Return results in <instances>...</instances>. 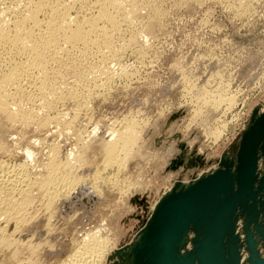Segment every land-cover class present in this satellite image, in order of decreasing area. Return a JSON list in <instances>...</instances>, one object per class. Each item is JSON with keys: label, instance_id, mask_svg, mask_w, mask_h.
<instances>
[{"label": "rangeland", "instance_id": "obj_1", "mask_svg": "<svg viewBox=\"0 0 264 264\" xmlns=\"http://www.w3.org/2000/svg\"><path fill=\"white\" fill-rule=\"evenodd\" d=\"M156 4L164 17L161 19L163 28L156 35H141L139 44L145 46L147 54L138 56L132 51L124 53L119 64H113L116 78L114 77L112 84L106 85L102 80L99 88L96 86L93 91V97L87 98V102L85 100L82 109H78L79 105L72 97L66 98L61 106L58 105V110H63L58 112L68 114L67 120L79 117L76 124H73V129L65 130L63 126L59 127L53 123L49 125V129L46 128V132L44 129L40 132L41 128L38 130L39 126L35 124L33 129L30 128L32 130H24L22 126L18 128L14 125L11 130L14 132L8 136L9 140L15 138L16 143L15 154L13 153L15 156L12 154L9 161H17L19 164L26 161L22 150L27 145L34 140H42V137L47 138L42 142L44 145V141H47V146L46 143L44 147H35L36 163L32 165L36 167V164L47 162L48 153L45 151L52 145L61 147V160L73 153L79 140L77 133L84 132L85 137L86 133L96 129L99 136L110 140L111 129L116 126L113 129L121 130L128 122L139 125H136L139 132H143V139L139 136L141 140L138 139L139 142L137 140L135 146L139 148L140 145V149L134 148V155L127 160L121 155L119 160L123 161H119L118 166L115 164L107 171L104 170L106 178L104 181L98 180L100 185L95 181V172L99 168L103 170L100 167L103 157L101 154L90 153L87 164L82 166L85 169L78 172V175L83 176L82 182L85 181L83 184H86L88 189L81 194L84 197L71 195L70 198H64L67 206L63 204L64 200L58 201L51 219L36 217L29 232L35 233L36 240L39 239L35 240L36 242L43 239L50 241V251L42 264H60L72 254L73 242L81 241L85 233L100 231L102 228L104 232L101 230L100 235L108 237L111 243L100 264H129L128 248L132 247L140 236L142 221H148L151 217L152 206L158 205L176 182L192 183L199 177L216 171L223 156L233 159L238 152L244 131L251 124L254 111L264 113V0H238L231 2L233 8L229 7L231 5L227 0H161ZM148 12L143 13L147 15ZM121 70L129 74L128 77L127 74L125 77L119 75ZM224 95L230 100L234 98L235 102H232L235 104L228 106L225 103L227 97ZM213 97L222 102L215 100L214 106L211 102ZM197 111L206 113L205 117L219 120L214 123V127L211 126L214 128L212 131L215 130L216 133L218 129H223L219 141L208 134L206 126L195 120ZM178 113L183 114L174 118ZM85 123L86 125H83ZM224 123H229L226 126L227 132L225 127L222 128ZM121 125L123 127H120ZM59 130L63 132L60 133ZM67 130H70V133ZM13 134H16L15 137ZM179 143H184L190 151L197 149L199 154L206 157L207 164L203 168H193L186 172L182 169L171 170L170 161L182 151L178 147ZM39 167L40 165L36 168L41 171ZM36 168L34 171L39 172ZM259 168L264 171V159L260 160ZM239 222L242 224V221ZM47 226H50L51 230L48 233ZM12 231L13 229L10 230ZM238 232L240 235L243 232L242 229L240 231L239 224ZM241 238L244 239L243 236ZM258 248L264 257V241L258 243ZM244 252H247L246 249ZM246 254L245 262L249 257L248 252ZM41 255L42 259L43 253Z\"/></svg>", "mask_w": 264, "mask_h": 264}, {"label": "bare ground", "instance_id": "obj_2", "mask_svg": "<svg viewBox=\"0 0 264 264\" xmlns=\"http://www.w3.org/2000/svg\"><path fill=\"white\" fill-rule=\"evenodd\" d=\"M159 1L161 0H0V264H42L43 259L45 262V258L48 256L47 252L50 251L49 239L36 242L39 239L36 240L35 233L29 232L36 217L44 216V219H51L53 213L55 214L53 209L56 204L58 205V201L64 200L63 204L66 205L65 199L70 198L71 195L82 196L81 194L86 191L87 187H85L86 184H83L85 181L82 182L83 176L78 175V172L85 169L82 166L87 164L86 161L89 160L90 153L101 154L103 157L100 166L103 170L101 171L99 168L95 172V181L97 180L99 184L98 180L106 178L104 172L107 169L115 164L118 166L121 155L126 160L134 155V153L132 154L133 149L136 148L138 139L143 133L142 131L139 132L137 127L139 125L133 122H128L124 127L121 125L120 127H123L120 128L121 130L113 129L116 126L113 127L109 132L110 135L107 133L110 140H106L104 136H99L100 134L96 129L86 133L85 137L83 136L84 132L82 134L80 131L81 133L76 135L79 139L78 143L75 144L77 145L76 150L68 156L65 155V159L61 160L60 155L62 154L60 153L62 152L59 151L61 147L58 144L59 148L55 145L50 146L49 150L45 151L48 153L47 162H42L44 163L42 165L39 164V168L42 169L40 171L36 168L39 166L38 164L36 167L32 165L36 161L37 150L35 147L40 148L43 140H47V138L42 137V140L37 139L36 141L32 139L33 142H28L30 144L22 150L26 156V161L20 164L17 161L12 163L9 159L13 153L15 154L14 146L16 144L15 138L8 139V136L12 134L11 132H14L11 131L12 127L16 125L18 128L22 126L24 130L33 129L32 126L35 124L37 127L39 126L36 127L38 130L41 128V132L42 129L44 131L46 128L49 129V125L54 123L59 127L63 126L65 130L73 129L79 117L75 116L70 119L71 121L67 120L69 119L68 114L58 112L61 110H58V105L65 103L66 98L72 97L77 101L78 109H80L85 105V100L87 102V98L92 96L96 86L98 87L102 80L106 85L112 84L115 77L113 64H119L124 53L132 51L138 56L147 54V49L144 48L145 46H141L139 41L142 34L156 35L162 31L161 21L163 20L161 19L164 17L156 4ZM224 1L226 2V0ZM227 1L231 5L229 7L233 8L231 2L234 3L238 0ZM144 11L149 12L144 15L146 13H143ZM126 74L122 71L119 75L125 77ZM205 94L207 95V93ZM226 97L227 100L225 99V101L228 103H225L228 106L235 104L234 98L230 100L228 96ZM213 99L211 102L216 106L215 100L219 101V99L214 97ZM230 109L228 108V110ZM41 111L44 113L41 114ZM205 115L204 112H198L195 120H199L200 125L202 123L203 126H206L207 130L205 127L204 129L209 131L208 134L213 135L218 140L223 135L221 134L223 129H218L216 133L215 130L212 131V128L214 123L219 120L210 116L205 117ZM202 116L205 117V120L200 119ZM229 123L222 125L226 132V126ZM35 130L33 131L35 132ZM69 131L68 133H70ZM62 132L60 131V133ZM15 133L18 134V132ZM24 133L22 136L25 135ZM97 137L99 138L97 139ZM44 142L47 143V141ZM49 145L51 144L49 143ZM138 149H140V145ZM125 161L124 163H126ZM34 168L39 172H35ZM205 176L207 175H203L201 178ZM107 181L109 182V179ZM185 183L182 182V187L191 184ZM100 191H102L101 188ZM157 206H152L153 212ZM46 228V233L51 231L50 226ZM11 229H13L12 232H10ZM100 231L93 230L85 233L81 241L73 242V252L70 251L72 254L60 264H100L105 257L107 247L111 243L108 237L100 235L102 232ZM236 232L240 235L238 226ZM240 240L242 245L240 248L241 264H248V259L245 262L248 252L245 235L243 240L240 235ZM257 240L256 249L259 251L258 243L264 240L260 238ZM138 243H140V236L137 237L133 246L128 248L127 259L129 264H134L131 253L134 245L136 246ZM190 249L191 244L186 250ZM244 249H246V253ZM259 253L264 259L260 251ZM248 256L250 257V252H248Z\"/></svg>", "mask_w": 264, "mask_h": 264}, {"label": "water", "instance_id": "obj_3", "mask_svg": "<svg viewBox=\"0 0 264 264\" xmlns=\"http://www.w3.org/2000/svg\"><path fill=\"white\" fill-rule=\"evenodd\" d=\"M178 147L182 151L170 161L171 170L186 172L207 164L197 149L190 151L184 143ZM261 159L264 113L255 110L233 159L223 156L216 171L186 187L176 182L150 219L142 221L140 243L131 253L134 264H241L239 221L250 252L248 264H264L256 249V237L264 240ZM190 244L191 249L186 250Z\"/></svg>", "mask_w": 264, "mask_h": 264}, {"label": "built area", "instance_id": "obj_4", "mask_svg": "<svg viewBox=\"0 0 264 264\" xmlns=\"http://www.w3.org/2000/svg\"><path fill=\"white\" fill-rule=\"evenodd\" d=\"M239 229H240V231H241V229H242V224L239 222ZM241 236H243L244 237V233L243 232H241Z\"/></svg>", "mask_w": 264, "mask_h": 264}]
</instances>
